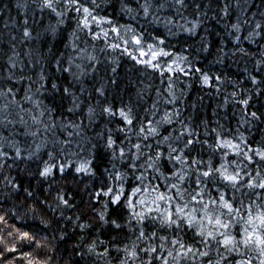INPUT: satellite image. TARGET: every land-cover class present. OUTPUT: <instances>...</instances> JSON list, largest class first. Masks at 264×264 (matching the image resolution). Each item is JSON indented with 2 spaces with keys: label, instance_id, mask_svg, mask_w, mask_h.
<instances>
[{
  "label": "snow or ice",
  "instance_id": "obj_1",
  "mask_svg": "<svg viewBox=\"0 0 264 264\" xmlns=\"http://www.w3.org/2000/svg\"><path fill=\"white\" fill-rule=\"evenodd\" d=\"M40 10L41 18L45 11L54 13L57 17L56 25H49L46 31H50L53 36L60 30V26L67 25L70 29L69 43L66 47L74 50V54L66 59L55 56V67L57 71L71 74L73 81L80 83L78 89L81 93L87 92L83 85L82 78L86 76L87 69L83 63H77V58L81 61L87 60L92 71L95 65L100 63L96 55L95 46L89 44L81 37H91L93 41H104L105 47L117 50L123 46L125 54L131 55L139 64L157 70L161 76H167L168 89L171 98L167 103L175 104L178 97L174 91L173 76L176 73L189 75L190 73H200L202 83L210 85L213 80L222 82L221 76H210L201 68L196 67L188 61L186 56L169 52L165 49V41L160 36L152 37L153 43H148L145 33L138 31L132 25H119L114 15L101 14V5L97 0H33ZM210 0L204 7L200 3L193 5L197 15L188 20L180 15L182 10L189 7L187 0H132L137 7L130 6L128 0H119V5H110L113 8L119 7L123 14L135 18L137 15L148 17L153 16V20L160 21L159 13L165 7L174 8L176 14L184 21L179 24L180 31L196 35L204 20L200 17L212 19L209 11L212 9ZM236 7L241 8V0H235ZM7 5H5V8ZM17 7H20L18 4ZM27 9V4L24 5ZM231 4L224 0L220 14L223 17L230 15ZM256 14L253 13V16ZM261 20L254 23L237 18L235 23L230 25L234 30V40L237 45L242 40L256 43V38L264 39V12L260 13ZM166 24H173L172 17L165 18ZM37 21L27 14L23 23L13 21V24L21 31L19 42L35 39L33 25ZM190 25V26H189ZM244 25H249L247 35L241 37ZM227 26V25H226ZM169 29V35H175ZM114 37L120 43L114 42ZM16 37H13L15 40ZM203 50L207 51L211 44L206 37H200ZM85 47H81V44ZM91 49V52L89 51ZM104 49H101L103 51ZM11 55L8 61L11 68L17 67L18 57L16 44H11ZM51 51V49H50ZM235 51L243 56H256L255 52L249 53L244 47H237ZM31 50H29V54ZM226 55L221 50V56ZM175 57L171 59V57ZM142 57H150L143 59ZM170 58L162 66L160 61L163 58ZM255 66L259 70L264 66V53L255 60ZM111 71L116 73V67ZM11 75V72H9ZM40 86L44 88L49 83V77L42 70L40 73ZM249 80L253 83L254 89L246 95L239 96L238 92L231 95L241 105V118L239 124L253 126L254 121L264 120V112L250 110V103L254 95H261L264 90L260 88L264 80L257 75L249 73ZM110 83L115 85L116 80L110 78ZM31 89V85H29ZM53 93L66 94L73 103L69 111H74L80 107L82 101L77 95V89L71 84L51 83ZM101 96L105 94V87L101 85L95 89ZM160 95V93H157ZM16 93L9 87L5 91H0V96H10L18 108L25 111L36 125L45 130V137L39 143L33 140L32 145L27 149L19 141L9 140L0 133V177L3 184L0 188L5 190V196L19 195L25 192L27 197H31L40 204L41 207L51 208L53 211H60L64 208H71L68 193L63 188L58 187L54 197L55 203L50 205L47 201L41 202L37 199V194L24 189L16 178L11 176V169L17 167V161L38 160L34 175L44 178V182L49 184L51 189L55 177L59 176L60 181L67 184L82 182L81 174L89 180L99 173L95 161L98 159L97 152L101 150L99 144L92 145V149L87 151L86 156L83 147H78V151L68 154L63 147L58 151L46 153L47 159L40 158L42 148L47 147L46 136L49 130L55 129L58 125L51 115L54 109L40 108V101L33 100L32 95L26 94L24 99L33 101L39 109V115L32 113L31 109H23L19 101H15ZM9 109L10 104L2 106ZM101 114L109 118L112 123L115 118H119V125L116 128H106V135L98 134L103 139V149L107 150V155L111 157V170H103L105 182L98 184L89 196L96 203L103 200L102 208L94 209L102 223H111L116 229H122V225L115 219H111L109 206L122 207L127 212L125 223L134 233L135 241L125 245L122 249L124 259L121 264H264V139L259 144L249 142L247 136L237 131L224 128L217 122L215 129H209L207 122L201 131L192 123V118L188 117L187 122L182 119L179 109L173 108L171 112L165 111L159 120L145 119L141 121L135 111L134 104L120 102L119 105L106 103L101 106ZM159 112L157 105H151V115ZM47 113V123L42 119ZM89 123L97 116L92 105L87 107ZM9 115H5L0 124H15L16 120H9ZM7 121V123H4ZM21 124H27L22 117ZM77 132L82 131L79 123L68 121ZM171 127V130L164 128V125ZM60 127H66L63 122ZM167 132V134H162ZM40 127L33 131H25L23 135L37 137ZM124 133L123 138L119 134ZM15 135V133H10ZM73 133H69V136ZM202 136L204 138H202ZM135 137V142H133ZM127 141V143H125ZM151 141V142H149ZM55 145L56 141H52ZM61 145L69 144L68 140L59 141ZM10 149L12 151L6 150ZM76 157L73 160L71 157ZM11 160V164L9 163ZM124 162L122 169L118 164ZM88 187L87 184L84 185ZM6 202V201H5ZM31 211L35 212L33 205ZM15 215L13 209H5L0 214V224L4 230L0 231V264H16L19 260L22 264H48L47 261H38L31 251H22L26 245L31 248L34 244L43 248L36 235L29 231H21L19 228L8 224L9 214ZM63 215V211H60ZM51 223V221H42ZM81 228H88L90 225L81 224ZM151 228L154 230L146 231ZM161 233H168L162 235ZM191 233V238L188 234ZM11 240V244H9ZM97 243L105 244L104 241H93L88 245V252L95 253L98 257H106L109 249L105 245L103 252H96ZM17 245H20L19 247ZM143 245V246H141ZM119 250V249H118Z\"/></svg>",
  "mask_w": 264,
  "mask_h": 264
},
{
  "label": "trees",
  "instance_id": "obj_2",
  "mask_svg": "<svg viewBox=\"0 0 264 264\" xmlns=\"http://www.w3.org/2000/svg\"><path fill=\"white\" fill-rule=\"evenodd\" d=\"M97 2L101 5V14L114 15L119 25L129 24L138 31L144 32L148 43L154 42L152 37L160 36L165 41L166 50L186 56L191 64L201 68L210 76H221L222 82L213 80L210 85H205L202 83L200 73L193 72L187 76L176 73L173 76V84L178 99L175 104H169L167 99H170L171 95L167 91V76L170 74L165 73L161 76L159 71L139 64L131 55L124 53L123 46L113 50L105 47L104 41H93L91 37L82 36V40L86 39L89 44L95 46V52L92 54L100 60V63L95 65L96 70L92 71L87 60L81 61L77 58V63H83L87 69V74L82 78V81L87 92L91 93L89 96L78 91L81 85L73 81L71 74L57 71L55 67L54 55L66 59L74 54L73 49L66 47L69 43L71 29L67 25L60 26V30L53 36L46 29L49 25H56L57 17L54 13L45 11L41 18L40 10L33 0H0V91L6 92L7 88H13L16 93L14 100L19 101L23 109H31L35 115H39V109L33 101L24 99L26 94L32 95L33 100H39L40 108L54 109L51 115L58 126L47 132V147L41 149L40 158L47 159V152L58 151L61 147L68 154L77 152L78 145L85 149L82 156H86L87 151L92 149V145L99 144L101 146V150L97 152L98 159L94 162L99 176L91 180L81 174H76L81 176L82 182L65 184L57 176L49 189V184L44 182V178L34 175L38 160L27 161L25 158L23 161H17L18 166L11 169V176L15 177L24 189L36 193L37 199L41 202L46 200L48 204H54L57 188H63L69 194L68 198L73 205L71 208L61 209L63 215L60 214V211L41 207L31 197H27L25 192H20L18 196L6 197L5 190L0 188V214H3L5 209H13L15 215L9 214L8 224L21 229V231L32 232L36 235L37 241L45 245L43 248L37 244L31 248L25 245L22 251H31L38 261H47L48 264H121L124 259L122 249L125 245L134 242L135 236L138 234V232L134 233L129 229L125 223L127 212L122 207L109 206L111 219L117 220L123 226L122 229H116L110 222L102 223L94 209L103 211V200L108 198L102 197L101 202L96 203L89 196V193L98 184L105 182L103 170H111V157L107 155V150L102 148L103 139L98 134H107L105 125L108 128H116L119 125V118H115L112 123H109V118L101 114V106L106 103L119 105L121 101L124 103L131 101L141 121L145 119L159 120L165 111L171 112L173 108H177L182 113L181 118L186 122L188 117L192 118V123L198 131L203 129L205 122L209 129H215L218 122L224 128L232 130L233 133L237 131L244 133L250 143L254 141L259 144L264 139V120L254 121L253 126L239 124L242 107L231 95L233 92H238L239 96H243L247 94L243 90L253 91L254 85L248 78L249 73L264 80V66L258 70L254 63L260 58L261 53H264V39L257 37V42L254 44L251 41L242 40V43L237 45L233 35H229L230 32L235 34L230 25L235 23L237 18H240L241 21L247 19L250 24L261 20L260 13L264 12V0H241L243 12L241 8L236 7L235 0H228L231 4L228 17H223L220 14L224 0H215L209 11V16L214 18L200 17L204 20V24L201 25L195 36L180 31L178 25L183 24L184 21L176 14L174 8L165 7L159 13H154L160 18V21L156 22L152 15L144 17L141 14L133 18L121 13L118 6L116 8L110 6L112 4L119 5V0H97ZM128 2L131 7H137V4L132 3V0H128ZM138 2H142V0H138ZM187 2L189 7L182 10L180 15L191 20L197 15L193 5L200 3L204 7L210 0H187ZM18 4L20 7H17ZM25 4H27V9L24 7ZM5 5H7L6 8ZM253 13L256 15L253 16ZM26 14L37 21L33 25L35 39L21 44L19 42L21 31L13 24V21L22 24ZM166 17H172L174 23L166 24ZM169 29L176 34L169 35ZM248 30L249 25H244V29L239 35L241 37L247 35ZM14 36L15 40H13ZM200 37H206L211 44L207 51L203 50ZM110 39L120 43L119 39L114 37H110ZM12 43L16 44V51L19 53L18 57H14L17 61L16 68H11L8 61V56L12 54L10 51ZM85 46V44H81V47ZM237 47H244L249 53L255 52L257 55L242 57L239 52L235 51ZM101 49L104 50L101 51ZM29 50H31L30 54ZM221 50L226 55L221 56ZM89 51L91 52V49ZM142 58L149 59L150 57ZM174 58V56L171 57V59ZM166 60L170 62V58H163L160 61L162 66ZM112 67H116V73L111 71ZM42 70L49 77L50 82L37 91L41 83L39 77ZM110 78L116 80L115 85L110 83ZM52 82L71 84L77 89V95L82 101L80 107L69 111L73 107L72 100L66 94L53 93ZM29 85H31V89H29ZM101 85L105 87L103 96L95 91ZM260 88L264 90V84H261ZM158 92L160 95L157 94ZM5 103L10 104L7 110L2 107ZM153 103L159 109L155 117L150 114ZM89 105H92L97 113L91 123H89L87 114ZM250 110L264 112V92L261 95H254L253 101L250 103ZM9 113V120H16L17 123L7 124V127L0 124V133L8 137L9 140L15 139L27 149L29 145H32L33 140L39 143L40 139L45 137V130L33 123L30 116L16 106L12 97L0 96V120H3V117ZM21 117L27 121L26 125L19 123ZM42 119L46 123L48 122L47 113ZM68 121L79 123L82 131L77 132L71 124L67 123ZM61 122L67 126L60 127ZM37 127H40L37 137L23 135L26 130L30 132ZM171 127H176V125H164V128L169 131ZM10 133H15V135H10ZM69 133H73V135L69 136ZM162 134H167V132ZM123 136L124 133L119 134V138L122 139ZM202 138L204 137L202 136ZM53 140L56 141L55 145L52 143ZM61 140H68L70 143L61 145L59 143ZM133 142H135V137H133ZM71 158L76 159L74 156ZM9 163L11 164V160ZM123 163L118 164V167L122 169ZM2 184L3 179L0 177V185ZM85 184L88 185L87 188L84 187ZM33 205L36 208L35 212L31 211ZM42 221H51V223ZM81 224H88L90 227L81 228L79 226ZM3 230L4 226L0 224V231ZM151 230L154 229H146V231ZM161 234L167 235L168 233ZM188 238H191V233L188 234ZM93 241H104L105 244L97 243L96 252H103L106 245L109 249L108 256L98 257L95 253L88 252V245ZM11 242L9 240V244ZM16 264H22V262L17 260Z\"/></svg>",
  "mask_w": 264,
  "mask_h": 264
}]
</instances>
